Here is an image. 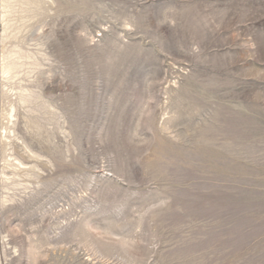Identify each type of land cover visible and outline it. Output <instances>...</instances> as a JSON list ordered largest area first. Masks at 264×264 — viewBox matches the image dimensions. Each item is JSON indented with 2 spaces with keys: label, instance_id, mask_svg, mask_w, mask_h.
<instances>
[{
  "label": "rangeland",
  "instance_id": "rangeland-1",
  "mask_svg": "<svg viewBox=\"0 0 264 264\" xmlns=\"http://www.w3.org/2000/svg\"><path fill=\"white\" fill-rule=\"evenodd\" d=\"M0 264H264V0H0Z\"/></svg>",
  "mask_w": 264,
  "mask_h": 264
},
{
  "label": "bare ground",
  "instance_id": "bare-ground-1",
  "mask_svg": "<svg viewBox=\"0 0 264 264\" xmlns=\"http://www.w3.org/2000/svg\"><path fill=\"white\" fill-rule=\"evenodd\" d=\"M7 3V2H6ZM5 4V3H4ZM12 68L10 67V66H7V69H6V71L8 72V71H10Z\"/></svg>",
  "mask_w": 264,
  "mask_h": 264
}]
</instances>
